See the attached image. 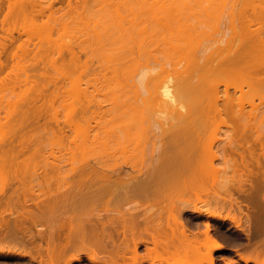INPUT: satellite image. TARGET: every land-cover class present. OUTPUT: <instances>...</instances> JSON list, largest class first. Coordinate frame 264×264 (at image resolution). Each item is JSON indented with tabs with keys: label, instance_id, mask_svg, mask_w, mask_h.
I'll use <instances>...</instances> for the list:
<instances>
[{
	"label": "bare ground",
	"instance_id": "1",
	"mask_svg": "<svg viewBox=\"0 0 264 264\" xmlns=\"http://www.w3.org/2000/svg\"><path fill=\"white\" fill-rule=\"evenodd\" d=\"M90 1L63 0L66 7L62 11V7L55 9L57 2L53 0L46 7L38 0L0 1V32L10 35L0 33V94L5 86L4 90L9 86L14 89L18 80L28 85L33 82L29 94L34 92L30 98L27 92V96L21 94L19 103L12 99L18 97V91L13 93L16 88L6 95L8 100H3L7 90L0 95V105H12L19 114L18 119L16 115L10 119L13 112L6 110L10 115L5 117L8 126L3 122V128L11 129L5 132L0 128V256L29 258L39 264H81L83 260L118 264L123 256L114 239L113 224L121 223L125 233L127 225L136 223L137 208L144 206L147 213L163 209L169 215L164 229L159 227L152 234L154 252L157 254V238H161L166 256L157 255L152 264H216L214 253L227 248L213 234L209 219L231 221L239 228L240 219L229 214L234 207L241 212L242 207L261 206L264 210V133L256 132L257 117L246 114L247 106L236 85L245 80L255 92H264V0H106L100 12L92 11ZM68 15L80 20L93 17L94 25L89 19L88 29L92 31L86 28L83 31L89 33L80 36L78 19L75 28L80 32L74 33L77 41L63 28L61 35L78 44L65 46L64 51L61 46L66 36L59 38V28L66 26L64 17ZM12 17L22 18L24 31L27 24L38 33L52 35L58 31V36L53 35L64 41L59 45L52 42L55 52L49 57L53 35L45 43L46 38L41 41L37 34L40 41L31 50L30 39L35 35L17 32L27 33L29 38L16 46L19 38L9 29L19 25V19L9 28L5 26ZM209 21L216 22L217 35L213 27L214 33H209ZM43 43L48 50L41 48ZM13 46L20 53L13 51ZM42 49L49 52L36 58ZM43 55L54 71L48 75L51 83L60 78L70 82L67 93L73 98L61 102L68 103L67 107L61 105L68 112L64 127L56 113V98L49 103L51 117L44 116L48 105L41 101L50 93L43 94L42 90L47 84L29 79L31 61L42 62ZM78 68L89 77L83 87L73 82ZM36 73L31 78H36ZM45 74L40 75L46 78ZM60 86L64 89L65 85ZM16 104L25 106L18 108V114ZM248 105L255 109L254 101ZM42 119L46 128L42 130L51 137L47 139L50 142L43 141L49 144L40 140L46 134L40 130ZM221 131L227 138L215 135ZM61 143L65 144L62 149ZM257 144L261 146L258 153ZM67 165L69 169L61 172ZM44 169L51 174L36 181L40 189L33 198L31 177ZM14 181L21 183L20 191L5 197L2 193H7ZM124 201L138 207L129 216L118 210L111 217V206L121 207ZM211 208L228 214L223 216ZM8 213L15 219L4 218ZM193 216L202 220L197 226L203 225V232L191 230ZM43 220L50 224L48 231L32 234ZM9 247L21 250L6 251ZM201 249L207 250L206 254H201ZM190 252L199 254L194 262L189 261ZM236 254L245 264H264L258 255ZM137 257L135 248L134 264H138Z\"/></svg>",
	"mask_w": 264,
	"mask_h": 264
},
{
	"label": "rangeland",
	"instance_id": "2",
	"mask_svg": "<svg viewBox=\"0 0 264 264\" xmlns=\"http://www.w3.org/2000/svg\"><path fill=\"white\" fill-rule=\"evenodd\" d=\"M1 1V0H0ZM19 1V0H18ZM57 2V3H54L53 5H54V7H55V9L56 10H59V7H62V9L60 8V10L62 11L63 9H65V7H66V4L63 2V0L61 1L60 0V2H62V3H60L59 2V0H53V2ZM104 1H106V0H103V1H101V0H91L90 2H89V6L91 7V9H92V11H96V12H100L99 10V8H100V5L101 4H103V2ZM38 2H39V4L40 5H42V6H48V4L47 5H45L46 3H50V0H38ZM4 5H6V3H5V1H4V3H3ZM99 4V5H98ZM62 5V6H61ZM98 7V8H97ZM5 10H6V8H5ZM59 10V11H60ZM59 11L57 12V13H59ZM63 12H65V11H63ZM63 12H61L59 15H61ZM97 16V19H99L98 17H100L99 15H96ZM96 16H94L95 18H96ZM0 18H2V16H0ZM67 18V20H65ZM91 18H93V17H91ZM91 18H89V19H84V20H80L79 18V20L80 21H78V19L77 18H75V17H70L69 15L68 16H65L64 17V25H66L65 27H63V25H61L60 27H62V28H59V33H60V35L59 36H61V37H59V38H63V37H65L66 35H64V36H62L61 34H62V32L64 31L63 30V28L65 29V31L67 32H69V34H73V36H74V33H78V32H80L81 33V35L80 36H84V35H86V34H84V33H87L88 31H92V30H89L88 29V27H89V25H90V23L92 24L91 26H93L94 25V23H93V21H91ZM95 18H94V20H95ZM12 19V20H11ZM10 19V21H9V24L8 25H5L6 26V28L8 27V26H12L13 24H16L15 22L17 21V24L19 23V25H13V27H11V29H9L11 32L13 31V36L15 35V38H19L18 40H17V42L15 43L16 44V46L18 45V44H20V43H25V42H27V37H28V34L27 33H29V37L31 36V35H35V37H32V39H30V46H31V50H33V47H35V43L36 42H39L41 39H43V38H46V39H43V41L42 42H44L45 40L47 41V37L51 34V32H50V34L48 35L47 34V32L46 31H44V29H42L41 31H44L45 33H46V35H43V34H45V33H42V32H40V30H39V33L38 32H36L37 31V29L35 28V27H32V26H28V24L26 25V29H25V31L27 32L26 34L24 33H22L23 35H18V33L17 32H23L24 31V29H23V26H25V25H23L22 27L20 26V24L21 23H23V22H21V17H15V18H11ZM15 19H19V21L18 20H16L15 21ZM45 19H47L46 17H44L43 18V20H45ZM97 19H96V21H97ZM91 21L90 23H88L89 21ZM13 21H15L14 23H13ZM79 23H78V22ZM12 22V23H11ZM75 22V23H74ZM81 22V23H80ZM70 23H72L71 25H73V27H70V25L69 24ZM76 23H78L79 24V26H80V31L77 29L76 30ZM216 22H214V24H215ZM26 24V23H25ZM75 24V25H74ZM81 24H82V27H81ZM213 24V21L212 22H208V27L210 28V30H209V28L207 29V31L209 30V33L211 34H213L214 32H215V29L217 28L215 25ZM16 26V27H15ZM78 26V27H79ZM14 27H15V29H14ZM30 27V28H29ZM212 27L214 28L213 30H214V32H213V30H211L212 29ZM9 28V27H8ZM32 28H34V30H32ZM83 28H85V29H83ZM86 28L88 29V31L87 32H84L83 30H86ZM90 28V27H89ZM92 28V27H91ZM19 30V31H17V30ZM36 29V30H35ZM61 29V30H60ZM28 30V31H27ZM57 30V29H56ZM217 30V29H216ZM220 30V29H219ZM24 31V32H25ZM49 32V31H48ZM55 31H53V34H57L56 32H58V31H56L55 33H54ZM65 32V33H66ZM217 32H218V30H217ZM1 33V35H6V36H10L8 33H4V32H0ZM89 33V32H88ZM87 33V34H88ZM38 34V37H39V39H38V37L36 36ZM52 34V35H53ZM63 34H64V32H63ZM211 34V35H212ZM214 34H216L217 35V33L215 32ZM27 35V36H26ZM52 35H50V37L52 36ZM75 35H79V34H75ZM45 36V37H44ZM56 37V35H53L52 36V41H51V47H52V50H51V48H49L51 51L49 52V51H44L43 49L44 48H46L48 45H45L44 43V46H41V48H43L42 50L44 51H39V52H37L38 51V49H37V51H35V52H37V56H36V58L37 57H42V53L44 54V53H48V57L49 56H53V54H54V50H53V46L52 45H54L52 42L54 41H57V44L59 45V44H61V43H63V41H59V38L58 37H56V38H58L57 40H55L54 38ZM57 36H58V34H57ZM88 36V35H87ZM28 37V38H29ZM37 37V38H36ZM54 37V38H53ZM71 37V36H70ZM75 37V36H74ZM79 37V36H78ZM9 38H11V37H9ZM20 39H21V41H20ZM65 39V38H64ZM78 39H81L80 37L78 38ZM83 39V38H82ZM81 39V40H82ZM61 40V39H60ZM71 40L72 39H70V38H68V35L66 36V39H65V42L62 44V46H61V48H62V50H64L65 51V46H69V45H71L72 43L73 44H75L76 43V37H75V40H73L72 41V43H69V41L71 42ZM23 41V42H22ZM32 41L34 42V43H32ZM45 41V43H47ZM60 43H59V42ZM9 42V41H8ZM66 42H68L69 44H67ZM7 43V42H6ZM66 43V44H65ZM9 44H10V42H9ZM49 44V43H48ZM56 44V43H55ZM77 44V43H76ZM32 45H34V46H32ZM37 45H39L40 46V44L38 43ZM78 45V44H77ZM75 46V47H78V46ZM16 46H13V51L15 50V51H17L18 52V50H16L15 48H16ZM50 46V45H49ZM64 48V49H63ZM30 50V51H31ZM40 50V49H39ZM45 50H48V47H47V49H45ZM53 51V52H52ZM18 53H20V51L18 52ZM32 53H33V51H31V54H30V52H29V54L30 55H32ZM38 53H40L39 55H38ZM64 53V52H63ZM34 55H36V54H34ZM57 55V54H56ZM55 55V57H57ZM44 56V55H43ZM48 57H46V55L43 57L44 58V60H42L43 58H41V60H42V62H44V61H46L47 59H48ZM28 58V60L27 61H29V58L30 57H27ZM35 59V58H34ZM34 59L31 61V58H30V61L33 63V61H34ZM85 58H83V60H84ZM3 60H5V59H3ZM29 61V62H30ZM37 61H38V59H37ZM13 62V61H12ZM11 61H9V63L10 64H12V66H13V63H12ZM29 62H27L26 63V65L28 66V68L30 69H28L29 71H28V74H29V76H31V77H33L32 76V74H34V73H36V75H37V77L35 78H29V79H38V81L37 82H39V84L40 85H44V84H47V86H46V89H43L42 91H43V94L45 93V91H47V93H48V91H49V93H50V95L49 94H44V95H46L45 97H44V95L42 96V97H44V99L46 98V100H49V101H47V103H46V100H44V102H43V100L41 101L42 103H45L46 105H48V106H45V107H47V111H46V114L44 115V116H47V119H49L50 117H51V114L50 113H52L51 111V109L50 108H52L50 105H49V103L53 100V98H56V104L55 105H57V106H55V108H56V113H58L59 115H57L58 116V119H59V121L61 122V125L60 126H62V127H64V123H65V113H68V112H65V111H63V110H65L64 108H65V106L67 107V104L68 103H64L65 104V106H61V105H64L63 103L61 104V102L62 101H64V100H67L68 98V100H71L73 97L72 96H70V93H69V95H68V93H67V91H69L68 90V88L67 87H69L68 85H69V81H66L65 79H63V80H61V78L59 79V80H57L56 81V79L55 80H53V84L51 83V79L49 80L48 79V77L49 76H51V75H53V73H54V71H52L51 70V67L49 66V64H48V62L47 63H45V64H47V65H43L42 64V62L41 61H39V62H37L36 64L34 63V64H32L31 63V65L29 64ZM35 62H36V60H35ZM15 63V62H14ZM42 65H41V64ZM30 65V66H29ZM33 65H38V67H41V70H39V68L36 66V67H34L33 68ZM41 65V66H40ZM45 68H47V66H48V68L46 69V70H48V71H46V70H42V69H45ZM36 68H38V69H36ZM35 69V70H34ZM32 70V71H31ZM7 71H10V69H8ZM42 71V72H41ZM45 71V72H44ZM50 71V72H49ZM30 72V73H29ZM34 72V73H33ZM40 72V73H39ZM76 72V71H75ZM41 73H43V74H45L46 75V78H43V77H41ZM49 74H51V75H49ZM6 74H4V76H5ZM36 75H34V76H36ZM49 75V76H48ZM55 75V74H54ZM13 76V75H12ZM11 76V77H12ZM39 76L41 77V78H39ZM23 78H25V76H22ZM39 79H41V80H39ZM35 80V81H36ZM89 80V77L88 76H86L85 75V73L84 72H82V70H80L79 68H78V70H77V72H76V74L74 75V80H73V82L75 83V84H77V85H80V87L82 86L83 87V85H85L86 84V82ZM11 81H15V78H13ZM16 81H17V79H16ZM30 81H33V80H30ZM30 81H29V83H30ZM41 81V82H40ZM13 82H9V84L10 83H13ZM21 82V83H20ZM20 82H19V80L16 82L17 84V86L19 85H21V88H19V86L17 87L16 85H15V90L16 91H13L14 89H10V88H12L13 86H9L10 88H9V90L8 89H6L7 90V94H5V96L3 97V100H6L7 98V96L6 95H8V96H10L11 94V91L10 90H12L13 91V93H17V91H18V93L16 94L18 97H16L14 94V96L12 97V99L13 98H16V99H14V101L16 100V102L17 103H19V101L20 100H22V95L23 96H25L27 93H28V97L30 98V94H32V91H31V93L29 94V90H31L30 89V86H31V84L33 83V82H31L30 83V85H28V83L25 85V84H23L22 82H25V81H21L20 80ZM46 82V83H45ZM54 82H56V83H54ZM92 83H95V81L94 80H92L91 81ZM235 82V81H234ZM20 83V84H19ZM65 83H67V84H65ZM8 84V85H9ZM23 84V85H22ZM10 85H14V83L13 84H10ZM56 85H58V86H60V87H63L64 85V89H61V88H59L58 86H56ZM67 85V86H66ZM236 85L238 86V88H239V90H240V92H238V96L241 98V100H242V102L245 104V106H247V108H246V114H249V113H252L253 115H255L256 117H257V123H258V125H259V127L257 126V130H256V132H259V133H264V92L262 91V92H255L254 90H253V88H251V86H249V84H248V82L247 81H245V80H243V81H240V82H238V83H236ZM50 86V87H49ZM56 86V87H55ZM8 87V86H7ZM59 89H58V88ZM6 88V86L3 88V93H4V91H5V93H6V90H4ZM23 88V89H22ZM56 88V89H55ZM20 91H19V90ZM49 89V90H48ZM55 89V90H54ZM51 90V91H50ZM59 90V91H58ZM9 91H10V93H9ZM22 91H23V93H22ZM24 92L26 93L25 95H24ZM2 92H1V96H2V94H3ZM53 93V95H55V97L53 96V95H51ZM55 93V94H54ZM22 94V95H21ZM4 95V94H3ZM30 95V96H29ZM48 95H49V98H48ZM80 95V94H79ZM20 96V97H19ZM27 96V95H26ZM32 96H34V92H33V94H32ZM22 97V98H21ZM27 97V98H28ZM38 97V96H37ZM70 97H72V98H70ZM80 97H81V95H80ZM0 98H2V97H0ZM6 98V99H5ZM17 98H19L20 100H17ZM25 98V97H24ZM10 99V102L12 101L13 103H14V101L11 99V98H9ZM74 99H75V96H74ZM8 100V99H7ZM67 100V101H68ZM250 101H254V105H255V109H253L252 107H250L249 105H248V103L250 102ZM15 102V103H16ZM6 103V102H5ZM12 103V104H13ZM15 103H14V105H15ZM36 103H38V102H36ZM39 103H40V101H39ZM39 103L37 104V105H39ZM42 103H40V104H42ZM8 103H6V106H8L7 105ZM9 104H11V103H9ZM5 104H3V105H0V116L1 115H3L2 116V118L0 117V128L2 129L3 128V122H6L7 123V120L5 119V117H8L10 114V110H11V116H10V119H14V117H15V113H14V111L12 110L13 109V107H12V105H11V107L9 108H6L5 106H4ZM18 105H20V106H17V104H16V106H17V114H18V112L20 111L19 109H23L25 106H23L22 107V105L21 104H18ZM5 107V108H3V107ZM15 107V106H14ZM20 107V108H19ZM22 107V108H21ZM19 108V109H18ZM58 109H59V112H58ZM6 110H8V112H5ZM14 110H16V107L14 108ZM19 110V111H18ZM50 110V111H49ZM49 113V114H48ZM8 114V115H7ZM53 114V113H52ZM7 115V116H6ZM12 115H14V117L12 116ZM19 115V114H18ZM18 115H16V117L18 116ZM50 115V116H49ZM2 119V120H1ZM17 119H18V117H17ZM4 120H6V121H4ZM15 120H16V118H15ZM14 120V121H15ZM42 121H43V119L40 121V124H42ZM44 121H47L46 120V117L44 118ZM2 122V123H1ZM9 122V121H8ZM44 123V122H43ZM5 124V123H4ZM10 124V123H9ZM49 124V123H48ZM60 124V123H59ZM11 125V124H10ZM9 125V126H10ZM44 124H42V128H40V130L41 131H46V130H42V129H46V128H43V127H45V125L43 126ZM7 126H8V123H7ZM47 126V128H49V126L48 125H46ZM6 128V127H5ZM10 128V127H9ZM7 129V130H10V129ZM2 130H4V128L2 129ZM7 130H4L5 132L7 131ZM33 130V129H32ZM37 130V129H36ZM49 130V129H48ZM29 131H31V129L29 130ZM32 132V131H31ZM31 132H30V134H31ZM36 131H34V133H35ZM37 132H38V130H37ZM223 131H221V133H215V135L216 136H218V135H220L221 137H222V139L224 138V137H226L227 138V135L226 134H224V133H222ZM256 132H254V133H256ZM1 133V132H0ZM33 133V132H32ZM41 133V132H40ZM46 132H44L43 134H45ZM68 134H70L69 132H67ZM43 134H42V136H43ZM48 133H46L44 136H45V138H44V136H43V138L42 139H40V140H42L41 142H42V144H49V140H51V139H49V140H47L48 138H51V137H48L49 136V134H48V136H46ZM221 134H224V135H221ZM1 136V135H0ZM220 136H218L219 138H220ZM217 137V138H218ZM1 138V137H0ZM19 137H17L16 138V140H19L18 139ZM49 141L48 143H44V141ZM46 141V142H47ZM62 144H64V143H61V149H62ZM65 145V144H64ZM63 145V146H64ZM45 146V145H44ZM50 146V145H49ZM49 146H48V148H49ZM254 147L255 148H257V150H256V152L258 153V152H261V146H260V144H257V145H254ZM47 148V149H48ZM52 148V147H51ZM47 149H45V150H47ZM63 149H64V147H63ZM48 150H50V148L48 149ZM47 150V152H49ZM51 151V150H50ZM262 163H264V160H262ZM264 165V164H263ZM67 169H69V166L67 165V166H63L62 167V169H61V172H65ZM33 173V172H32ZM39 173V175L38 176H33V177H31V184H32V189H31V192H33V195H30V196H32L33 198H36V195H34L35 194V192H36V194H38L39 192H38V189H40V187H39V185H37V180H43L44 178H45V176H48L49 174H51L50 172H49V170L48 169H44V170H42V171H39L38 172ZM30 175H32V174H30ZM30 175L28 176V178L30 179ZM18 177L19 178H21L22 177V175H21V173H19L18 174ZM13 179V178H12ZM11 179V180H12ZM21 187H22V185H21V183L19 182V181H14V183L12 184V188H10L9 187V190H7V193L5 192V193H2V194H4V196L5 197H7L8 196V194H12V192L13 191H20V189H21ZM1 188H3V187H1V184H0V189ZM8 189V188H7ZM1 191V190H0ZM38 192V193H37ZM7 194V195H6ZM43 195V194H42ZM237 194H235V196H236ZM222 196L223 197H226V195H224V194H222ZM1 197V196H0ZM3 197V196H2ZM37 197H40V198H43V196H37ZM237 198H238V195L236 196ZM4 198V197H3ZM21 198H22V196H21ZM0 199H2V198H0ZM36 200V199H35ZM238 201H242L241 199H238ZM119 206H120V204H119ZM147 206V205H146ZM138 207V205H135V204H132V203H130L129 201H124L123 202V205L121 206V207H116V205H113V206H111V212H109L110 213V216L112 217V216H116L117 214H118V210H121V213H125V214H127V216H129V212L130 211H135L134 209L135 208H137ZM142 207H144V206H142ZM145 208V207H144ZM102 209V206L101 207H99L98 208V210H101ZM138 209V208H137ZM146 209H148V208H146ZM2 209L0 208V211H1ZM163 210V209H162ZM159 210L160 211V213H162V215H164L166 218H165V222H166V224L168 223V221H169V215L163 210ZM210 211H213V212H216V213H219V214H221V215H223V216H225V215H227L228 214V211H220V210H215V209H210ZM233 211V212H232ZM264 211V210H263ZM262 208H261V206H256V207H254V209H252V208H250V209H247L246 207H242V212L241 211H239V209H238V207L236 206V207H234V209L233 210H231L230 211V215L231 216H233V217H236L237 219H240L239 221H240V229L239 228H236L233 224H232V222L231 221H227V222H218V221H215V220H210L209 219V221H210V224L212 225V229H213V234L215 235V237L219 240V241H221L225 246H226V250H223V251H220V252H215L214 253V256H215V259H216V264H225L224 262H223V260L222 259H227V260H233L235 263H233V264H245L244 262H241L240 260H239V258H238V256L236 255V253H235V251H239L240 253H244V255H247V256H251V257H256L257 255V257L258 258H264V226L263 225H261V223L262 222H264V217H262ZM13 213H14V216L15 215H17V211H13ZM233 214V215H232ZM236 215V216H235ZM238 216V217H237ZM4 218H6V219H8V218H10L11 220H13V219H15V217H12L11 216V214H5V216H4ZM198 221H202V220H197V222ZM203 221H207V219H205V218H203ZM1 222H2V220L0 219V224H1ZM171 222V224L173 225V223H172V221H170ZM39 227H35L34 229H33V231H32V234H37V232H38V230L39 231H42V232H47L48 231V227H49V223H47L46 221H41L39 224ZM164 225H165V223H164ZM174 227V226H173ZM8 230H10V229H8ZM168 230V232L171 234V231L169 230V229H167ZM191 230L194 232V233H200V232H203L204 230H205V227L203 226V225H201V226H197V227H193V226H191ZM201 240H202V242L204 241V235H201ZM19 248H15V247H9V248H6L5 250L6 251H9V252H14V251H17ZM21 250V249H20ZM20 250H18V251H20ZM206 252H207V250H205V249H201V254H206ZM261 252H263V253H261ZM258 253H260V255L258 254ZM262 254V255H261ZM189 261L190 262H194L193 260H196V258L199 256V254L198 253H196V252H190L189 253ZM256 257V258H257ZM0 264H30V262H29V260H28V258H25V259H22V260H18V258H15V257H10V256H7V257H0ZM74 264H79V263H74ZM81 264H88V261L87 260H83L82 261V263ZM250 264H254V263H250Z\"/></svg>",
	"mask_w": 264,
	"mask_h": 264
},
{
	"label": "flooded vegetation",
	"instance_id": "3",
	"mask_svg": "<svg viewBox=\"0 0 264 264\" xmlns=\"http://www.w3.org/2000/svg\"><path fill=\"white\" fill-rule=\"evenodd\" d=\"M147 212L148 210L146 208H138L135 212L136 223L133 226L127 225L125 233L121 223L116 222L113 224L115 231L114 239L120 245V251L123 256L122 258L118 259V264H134L132 257L135 248L137 249L138 264H152V259H154L157 255L163 257L166 256L165 247L161 245V242H164V240L157 238L158 245L156 254L154 252V238L152 237V234L155 235V229L159 227L164 229L165 216L160 214V211H154L152 214ZM192 226L197 227V219L195 216L192 217ZM1 235L2 237L5 235L4 231ZM18 260L22 259L18 258ZM28 260L30 264H39L38 262H35L29 258ZM88 264L90 263L88 262Z\"/></svg>",
	"mask_w": 264,
	"mask_h": 264
}]
</instances>
